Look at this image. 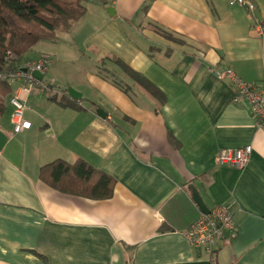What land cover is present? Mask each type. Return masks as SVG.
<instances>
[{
    "label": "crops",
    "instance_id": "1",
    "mask_svg": "<svg viewBox=\"0 0 264 264\" xmlns=\"http://www.w3.org/2000/svg\"><path fill=\"white\" fill-rule=\"evenodd\" d=\"M87 1L69 30L26 55L52 61L44 74L55 86L21 93L28 129L14 131L8 98L19 83L10 85L0 116V264H264V128L245 100L234 101L223 74L228 67L264 83V33L255 28L264 25V0L252 10L233 0ZM113 56L164 102L130 83ZM100 65L117 69L129 92L102 78ZM74 67L73 77L64 75ZM67 87L80 92L79 108L51 98ZM245 145L252 152L243 169L215 162L220 149ZM55 159H82L109 174L111 196L44 183L39 168ZM189 185L209 209H233L236 234L219 243L213 261L184 235L202 214Z\"/></svg>",
    "mask_w": 264,
    "mask_h": 264
},
{
    "label": "trees",
    "instance_id": "2",
    "mask_svg": "<svg viewBox=\"0 0 264 264\" xmlns=\"http://www.w3.org/2000/svg\"><path fill=\"white\" fill-rule=\"evenodd\" d=\"M83 1L0 0V66L10 61L12 65L17 64L38 42L54 41L57 39V31L69 30L72 24L86 12ZM147 6L148 4L145 8ZM155 29L166 38L176 40L160 27L155 26ZM8 51L11 57H8ZM108 59L129 79L130 83L146 90L160 104L164 102V94L142 73L134 70L118 57L113 56ZM117 69H108L100 65L98 74L128 93L132 85L120 77ZM10 92V85L5 83L0 85V116L5 111L3 97ZM51 98L61 106L79 108V103L67 94V90H63L59 98L55 96ZM39 178L58 191L92 199L110 197L114 183L109 174L82 159L73 163L55 159L39 168Z\"/></svg>",
    "mask_w": 264,
    "mask_h": 264
},
{
    "label": "built area",
    "instance_id": "3",
    "mask_svg": "<svg viewBox=\"0 0 264 264\" xmlns=\"http://www.w3.org/2000/svg\"><path fill=\"white\" fill-rule=\"evenodd\" d=\"M233 1L249 10L254 7L251 1ZM255 28L258 32L264 33L262 23L256 22ZM7 55L11 57L10 51L7 52ZM51 62L46 55L41 54L37 58L25 56L15 65H12L10 61L8 64L0 66V85L19 83L8 98V102L12 107L10 121L14 131H21L30 127V123L23 118L25 99L21 96V93L28 95L33 91H37L46 94L55 90L54 80L45 78L44 74ZM33 71L40 72L42 78L35 77ZM223 74L233 87L234 101L245 100L249 105L256 125L264 128V83L246 82L228 67L223 69ZM251 152V145L220 149L215 156V162L219 165L243 169L249 162ZM233 215L230 203L214 205L207 214H201L197 220L191 223L184 230V235L192 247L200 249L213 261L219 243L226 237L231 238L236 234L237 229Z\"/></svg>",
    "mask_w": 264,
    "mask_h": 264
},
{
    "label": "water",
    "instance_id": "4",
    "mask_svg": "<svg viewBox=\"0 0 264 264\" xmlns=\"http://www.w3.org/2000/svg\"><path fill=\"white\" fill-rule=\"evenodd\" d=\"M107 11H108V13L111 14L113 11V8L109 7V8H107ZM23 70H25V69L23 68ZM33 75L39 79L42 78V74L38 71H33ZM66 90H67V94L73 99H78L81 96L80 92L76 91L72 87H67ZM96 113L100 117H103V118H105L107 115L106 112L104 110H102L101 108H96ZM189 188L191 190V197H192L193 201L195 202V204L198 206L201 213L207 214L209 212V208L203 202L199 192L196 190V188L193 185H189Z\"/></svg>",
    "mask_w": 264,
    "mask_h": 264
},
{
    "label": "rangeland",
    "instance_id": "5",
    "mask_svg": "<svg viewBox=\"0 0 264 264\" xmlns=\"http://www.w3.org/2000/svg\"><path fill=\"white\" fill-rule=\"evenodd\" d=\"M87 2H88L87 0H84V1H83V4L86 5ZM107 64L110 65L109 63H107ZM111 65H112V64H111ZM75 67H76V66H75ZM75 67H74V68H70V69H66L64 75H65V76H70V75H71V76L73 77V73H74V72H78V69H75ZM77 68H80L79 70H81L82 66H81V67H77ZM119 73H121V72H119ZM123 76H124V75H123ZM124 77H125V76H124ZM0 95H1V93H0ZM7 97H8V96L3 97V101H4V103H6V105H7Z\"/></svg>",
    "mask_w": 264,
    "mask_h": 264
}]
</instances>
